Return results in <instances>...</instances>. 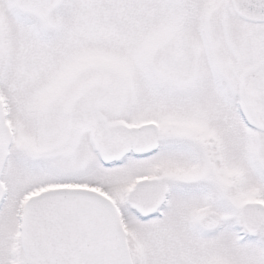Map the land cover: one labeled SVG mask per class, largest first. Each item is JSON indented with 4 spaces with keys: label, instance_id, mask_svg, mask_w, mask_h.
Returning a JSON list of instances; mask_svg holds the SVG:
<instances>
[{
    "label": "snow or ice",
    "instance_id": "snow-or-ice-1",
    "mask_svg": "<svg viewBox=\"0 0 264 264\" xmlns=\"http://www.w3.org/2000/svg\"><path fill=\"white\" fill-rule=\"evenodd\" d=\"M0 264H264V0H0Z\"/></svg>",
    "mask_w": 264,
    "mask_h": 264
}]
</instances>
